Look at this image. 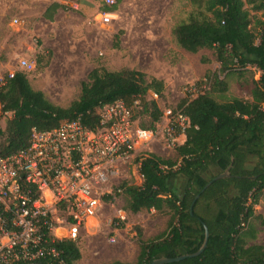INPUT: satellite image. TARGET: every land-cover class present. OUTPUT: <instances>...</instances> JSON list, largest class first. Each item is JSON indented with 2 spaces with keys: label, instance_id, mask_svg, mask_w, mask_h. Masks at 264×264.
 <instances>
[{
  "label": "trees",
  "instance_id": "1",
  "mask_svg": "<svg viewBox=\"0 0 264 264\" xmlns=\"http://www.w3.org/2000/svg\"><path fill=\"white\" fill-rule=\"evenodd\" d=\"M193 1L194 10L175 25L172 33L187 52L214 50L219 74L207 77L210 84L204 94L191 100L183 98L178 105L188 116L190 126L185 141L175 149L177 159L151 152L137 157L141 184L123 181L119 191L103 196L104 201H111L123 195L124 210L130 213L154 210L170 215L162 233L150 240H138L134 263L116 260L111 264H149L159 257L193 253L203 241L204 225L209 238L203 252L165 264L264 263V244L254 242L256 223L264 226V217L254 209L264 191V20L253 21L252 16L255 12L264 15V0ZM59 9L67 6L52 2L43 15L52 20ZM42 58L39 55L36 62ZM247 66L259 72L258 79L252 80L250 99L227 98V78L250 71ZM164 90L162 80L147 78L138 70L93 68L87 80L81 82L78 97L63 107L34 89L25 72L16 71L0 87V114L5 117V126H0V156L26 148L33 128L51 130L80 118L84 125L95 129L102 107L117 100L130 107L138 126L153 130L163 117L158 100ZM150 93L157 98L150 97ZM215 94L222 100H217ZM229 166V177L213 181L202 192L209 180ZM175 176H180L179 191L171 184ZM52 245L67 264H76L81 258L78 241L56 240Z\"/></svg>",
  "mask_w": 264,
  "mask_h": 264
},
{
  "label": "rangeland",
  "instance_id": "2",
  "mask_svg": "<svg viewBox=\"0 0 264 264\" xmlns=\"http://www.w3.org/2000/svg\"><path fill=\"white\" fill-rule=\"evenodd\" d=\"M55 1L65 4L67 9L57 10L53 19L48 20L44 10ZM116 1L111 4L108 0H0V76L23 71L34 89L41 90L55 105L66 107L78 97L81 82L87 80L93 68L134 69L145 73L147 78L164 82V95L158 104L165 110L179 105L186 86L203 78L208 80L213 73L219 74L214 50L187 52L172 33L175 25L185 21L194 10L193 0ZM106 7L113 9L105 12ZM104 13L109 17L107 23L99 21V15ZM252 14L253 21L264 20L262 12ZM39 55L43 58L36 62L35 70L20 67V59L36 61ZM247 68L250 71L243 75L227 78V98L250 99L252 80L258 79L259 72L254 67ZM0 126H5L1 114ZM149 152L177 159L176 150L156 144ZM136 164L134 160L122 167L120 182L141 184ZM171 182L179 191L180 176L173 177ZM254 209L264 217V191ZM169 219V214L154 210L125 211L123 195L103 200L100 212L81 230L78 240L81 258L76 264H111L116 260L134 263L139 253L138 240L158 236ZM256 226L258 234L254 242L264 244V226L260 223Z\"/></svg>",
  "mask_w": 264,
  "mask_h": 264
},
{
  "label": "built area",
  "instance_id": "3",
  "mask_svg": "<svg viewBox=\"0 0 264 264\" xmlns=\"http://www.w3.org/2000/svg\"><path fill=\"white\" fill-rule=\"evenodd\" d=\"M99 21L109 22L108 14H100ZM19 63L27 71L36 68L34 59ZM13 75L0 76V87ZM209 84L206 78L189 84L184 98L204 94ZM189 126L177 106L163 111L155 129H143L130 107L117 100L102 107L95 129L80 118L51 130L33 128L26 148L0 156V264H67L52 243L78 241L100 212L103 196L119 191L122 167L146 156L155 144L175 150Z\"/></svg>",
  "mask_w": 264,
  "mask_h": 264
},
{
  "label": "water",
  "instance_id": "4",
  "mask_svg": "<svg viewBox=\"0 0 264 264\" xmlns=\"http://www.w3.org/2000/svg\"><path fill=\"white\" fill-rule=\"evenodd\" d=\"M230 167L231 166H229L223 173L217 174L212 180H209L207 182V184L204 186V188L202 189V192L207 187H209L213 181L229 177L230 176V173H229ZM198 196L199 195H197L196 198H198ZM204 229H205V233H204L203 241H202L200 247L198 248V250H196L195 252L188 253V254H182L180 256L171 257V258L170 257H159V258L154 259L149 264H165V263L177 262V261H180V260L188 258V257L190 258V257L198 256L206 248L208 238H209V231H208V228L206 225H204ZM257 264H264V263H257Z\"/></svg>",
  "mask_w": 264,
  "mask_h": 264
},
{
  "label": "crops",
  "instance_id": "5",
  "mask_svg": "<svg viewBox=\"0 0 264 264\" xmlns=\"http://www.w3.org/2000/svg\"><path fill=\"white\" fill-rule=\"evenodd\" d=\"M171 184L174 186V183L171 182Z\"/></svg>",
  "mask_w": 264,
  "mask_h": 264
}]
</instances>
